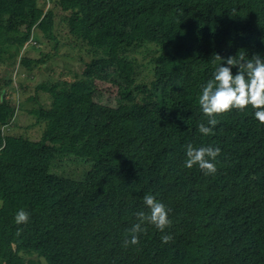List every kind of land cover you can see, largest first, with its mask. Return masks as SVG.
<instances>
[{"label": "trees", "instance_id": "obj_1", "mask_svg": "<svg viewBox=\"0 0 264 264\" xmlns=\"http://www.w3.org/2000/svg\"><path fill=\"white\" fill-rule=\"evenodd\" d=\"M50 1L44 11L39 0H0V62L36 30L54 40L56 11L90 61L73 83L35 86L51 99L29 112L39 141L10 134L20 107L0 93V264H264V124L246 106L214 114L208 136L197 131L215 55L264 57V0ZM148 45L151 76L138 80L128 53ZM96 83L118 87L117 106L94 100ZM188 143L220 149L214 174L184 167ZM70 157L91 164L82 180L52 171ZM145 194L170 224L145 221L125 245ZM21 208L28 220L17 224Z\"/></svg>", "mask_w": 264, "mask_h": 264}, {"label": "rangeland", "instance_id": "obj_2", "mask_svg": "<svg viewBox=\"0 0 264 264\" xmlns=\"http://www.w3.org/2000/svg\"><path fill=\"white\" fill-rule=\"evenodd\" d=\"M49 1L39 0V5L44 7V11L48 9L49 5L52 7L51 2L53 1ZM55 17L57 18L53 28L54 40L45 39L42 33L36 30L21 50L12 49L7 58L0 62V93L6 91L7 96L5 98L7 101L15 107L19 103L20 107L12 118L11 127L8 130L10 134L24 136L30 141L40 140L43 125L38 124L36 117L29 112L37 108L38 105L48 108L51 103L48 95L34 91L35 86L47 82L53 84L63 81L73 83L79 80L83 64L90 61L84 46V49L78 50L69 45L71 40L67 26L60 20L57 11ZM154 55L155 48L150 45L138 47L128 53V56L137 62L138 80L148 81L151 76V60ZM21 59L32 62L30 70L20 64ZM5 83L8 86H5ZM96 87L93 95L96 102L110 107L117 106L119 96L116 85L96 83ZM33 97H37V101L30 100ZM2 127L0 126V130ZM70 158H73L70 159V162H63L55 169L52 167V171L57 175H65L73 180H82L90 170L91 164L81 159Z\"/></svg>", "mask_w": 264, "mask_h": 264}, {"label": "clouds", "instance_id": "obj_3", "mask_svg": "<svg viewBox=\"0 0 264 264\" xmlns=\"http://www.w3.org/2000/svg\"><path fill=\"white\" fill-rule=\"evenodd\" d=\"M220 61L215 66L212 76L201 85L197 102L200 111L208 117L207 126L204 123L197 125V131L202 136H208L216 124L214 114H220L232 109L244 110L246 106H251L253 117L261 124H264V57L253 54L248 57L244 51L238 55L229 56L223 60L219 55H215ZM235 68V74L232 68ZM220 152L219 148L211 146L195 147L192 143L185 146V168H192L196 165L205 174H214L216 171L214 160ZM143 203L147 208V213L140 211L136 213L137 223L129 229L131 236L125 239V245L137 243L136 233L143 232L142 225L145 221L163 231L169 224L168 210L164 203L155 199L152 194L143 196ZM28 213L23 209H18L14 215L17 224L26 223ZM169 235L161 237L162 242H167Z\"/></svg>", "mask_w": 264, "mask_h": 264}]
</instances>
